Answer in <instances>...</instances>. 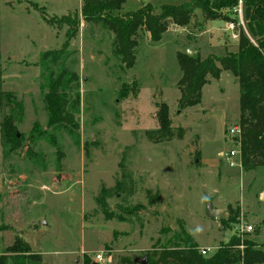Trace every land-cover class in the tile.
<instances>
[{"label": "rangeland", "instance_id": "rangeland-1", "mask_svg": "<svg viewBox=\"0 0 264 264\" xmlns=\"http://www.w3.org/2000/svg\"><path fill=\"white\" fill-rule=\"evenodd\" d=\"M81 4L0 0V254H39L41 264H128L152 247L176 244L180 228L209 253L233 236L264 251V165L245 169L221 157L235 142L227 130L238 124L236 77L209 76L198 104L178 106L176 53L204 58L235 51L242 9L241 19L225 8L207 20L194 0H125L119 14L146 4L154 13L163 4L193 9L186 25L169 21L157 42L140 29L127 68L113 53V32L83 20ZM229 18L239 20L232 30L225 27ZM62 72L77 102L70 108L78 123L72 133L47 125L43 102L49 81ZM161 103L172 125L186 129L183 139L145 138L144 130L158 125ZM5 117L16 148L3 135ZM102 187L106 214L96 203ZM209 204L223 211L219 221L206 215ZM233 215V222L220 223ZM242 223L253 231L238 232ZM96 253L101 262L92 261Z\"/></svg>", "mask_w": 264, "mask_h": 264}, {"label": "trees", "instance_id": "trees-1", "mask_svg": "<svg viewBox=\"0 0 264 264\" xmlns=\"http://www.w3.org/2000/svg\"><path fill=\"white\" fill-rule=\"evenodd\" d=\"M124 2L125 0H82L80 15L85 21L101 22L113 32V53L127 68L134 63L133 49L137 44L135 37L140 29L148 33L150 41L157 42L166 31L169 21L181 26L186 25L192 17L191 6L181 4H163L158 13H154L152 7L146 4L134 11L119 14ZM194 3L201 9L205 19L213 20L219 17V10L225 8L233 10L238 0H194ZM235 14L237 16V13ZM232 19L229 18L233 23L239 22L238 18ZM242 19L245 30L238 25L235 51L226 52L224 55L209 54L204 58L176 53L181 71L177 86L180 92L178 106L186 108L201 101L202 88L208 83L207 77L218 79L222 71H230L236 77L239 87L237 123L241 131L239 161L243 168L249 169L264 165V0H242ZM74 33V29L68 32L67 40L72 38ZM250 37L255 42H252ZM63 47L57 52L46 51L43 57L62 53ZM63 77L64 72L56 78H51L43 102L48 117L47 125L49 127L59 125L72 133L78 127V123L70 108L77 102L70 100ZM10 96L11 93H5L7 99ZM157 123V127L144 130L145 138L151 143L181 140L185 136L186 129L172 125L167 107L163 103L157 108ZM1 128L5 138L7 134L10 137L9 141L16 148L19 141L10 117L3 118ZM57 152L61 155L58 149ZM107 191L108 189L102 187L96 197V203L103 214L107 213L105 203ZM147 193L150 203L152 199L150 193ZM233 221L234 215L221 220L220 223L226 225ZM177 238L176 244H164L156 249L152 247L147 252L146 264H264V251L247 238L233 236L227 242L220 243L209 255H202L199 252L197 242L183 228H180ZM23 258H26L28 264H41L39 254L25 252L2 253L0 264L9 262L19 264ZM128 262L133 264L131 261Z\"/></svg>", "mask_w": 264, "mask_h": 264}, {"label": "built area", "instance_id": "built-area-1", "mask_svg": "<svg viewBox=\"0 0 264 264\" xmlns=\"http://www.w3.org/2000/svg\"><path fill=\"white\" fill-rule=\"evenodd\" d=\"M241 9H242V0H238V4L235 8H233V10L238 11L240 19H241ZM225 27L227 29H233L234 28V23L231 21L229 23L225 24ZM232 36H236V34L232 33ZM240 128L238 124L233 125L232 127H230L227 130V134L229 136V138L231 140H235L234 142V146L232 148H230L227 152H222L221 157L224 160V162L226 164H228L229 166H236V165H240V161H239V137H240ZM236 230H238V232H251L253 231V227L250 224H244L242 223L240 226H237ZM241 247V246H240ZM210 248L206 247H201L199 248V252L202 255H209ZM103 260V256L101 253H96L93 257L92 261H97V262H101Z\"/></svg>", "mask_w": 264, "mask_h": 264}, {"label": "water", "instance_id": "water-1", "mask_svg": "<svg viewBox=\"0 0 264 264\" xmlns=\"http://www.w3.org/2000/svg\"><path fill=\"white\" fill-rule=\"evenodd\" d=\"M188 55H191V52H187ZM264 197V194H262ZM223 211L221 209L212 208L209 204L206 209V215L212 219H215L216 221H219L222 216ZM148 256L147 254H144L143 256H134L133 257V263H139V264H146L147 263ZM98 264V263H96Z\"/></svg>", "mask_w": 264, "mask_h": 264}]
</instances>
